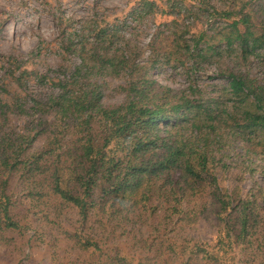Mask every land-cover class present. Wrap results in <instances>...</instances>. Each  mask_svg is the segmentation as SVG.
Returning <instances> with one entry per match:
<instances>
[{
	"label": "trees",
	"instance_id": "trees-1",
	"mask_svg": "<svg viewBox=\"0 0 264 264\" xmlns=\"http://www.w3.org/2000/svg\"><path fill=\"white\" fill-rule=\"evenodd\" d=\"M186 3L164 0L160 7L153 0H136L122 18L105 14L92 19L90 27L82 24L66 30L62 52L79 60L62 77L28 69V60L9 55L7 64L12 68L4 73L2 83L10 90L5 88L7 97L0 99V231L27 228L11 213L14 202L7 190L13 177L26 186L25 195L31 200L54 202L55 217L71 208L83 226L95 209L118 210L124 203L153 198L173 202L175 208L187 198L205 197L204 182L218 188L208 166L212 163L210 139L236 133L249 141L250 134H264V84L241 72L230 71L226 76L230 105L205 96L198 88L185 93L156 85L147 76L153 62L138 58L123 28L133 16H173L163 23L165 34L173 39L172 51L162 57L171 62L185 57L198 63L221 54L209 43L211 36L205 30H190L192 21L184 19L195 16L206 1ZM96 7L91 8V16ZM214 10L224 20L218 33L226 49L239 51L242 58L262 54L261 10L253 6L250 11L243 6ZM105 77L122 79V102L103 104L100 80ZM30 81L50 83L55 92L47 97L26 94ZM8 111L30 117L33 134L26 129L7 130ZM39 138L43 143L34 147ZM224 196L218 190L211 194L222 210L229 204ZM248 220L245 214L239 218L243 235ZM74 237L83 246L97 247L88 237L77 233Z\"/></svg>",
	"mask_w": 264,
	"mask_h": 264
},
{
	"label": "rangeland",
	"instance_id": "rangeland-1",
	"mask_svg": "<svg viewBox=\"0 0 264 264\" xmlns=\"http://www.w3.org/2000/svg\"><path fill=\"white\" fill-rule=\"evenodd\" d=\"M135 1L0 0V99L7 97L5 88L10 90L2 83L4 73L12 68L7 64L9 55L28 60V69L62 77L79 60L62 52L60 44L66 30L82 24L90 27L92 19L105 14L122 18ZM153 1L160 7L164 5V0ZM205 1L201 11L184 19L192 21L190 30H205L211 36L209 43L215 44L221 54L198 63L192 58H181V64L162 57L172 51L173 36L165 34L163 23L173 16H133L123 28L131 46L137 48L138 58L153 62L147 76L156 85L185 93L198 88L205 96H216L221 104L230 105L227 74L241 72L264 84V51L256 57L242 58L239 51L226 49L218 33L224 20L214 8L243 6V10L250 11L253 6L261 10L264 20V0ZM94 6L97 12L91 16ZM177 21L181 25V18ZM172 56L176 58L177 54ZM100 83L103 104L123 101L121 78L105 77ZM28 84L26 94L31 96L47 97L56 89L50 83ZM6 115L7 130L26 129L33 134L30 117L9 111ZM42 143L43 138H39L34 147ZM209 154L212 163L208 166L218 188L204 182L205 197L187 198L175 208L173 202L153 198L145 203H124L118 210L95 209L83 226L75 210L64 208L60 217H55L51 211L54 202L31 200L25 195L26 186L16 177L11 178L7 190L14 202L11 213L27 228L0 231V264H264V134H250L249 141L236 133L222 135L217 141L211 138ZM216 190L225 193L222 198L229 202L223 210L211 199ZM243 214L249 219L244 235L239 221ZM75 233L95 241L97 247L81 245Z\"/></svg>",
	"mask_w": 264,
	"mask_h": 264
}]
</instances>
